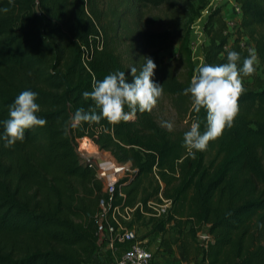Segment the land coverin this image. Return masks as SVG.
<instances>
[{
    "label": "trees",
    "instance_id": "1",
    "mask_svg": "<svg viewBox=\"0 0 264 264\" xmlns=\"http://www.w3.org/2000/svg\"><path fill=\"white\" fill-rule=\"evenodd\" d=\"M236 36L228 44L219 8L202 25L207 42L203 64L227 62V51L249 52L264 74V0H234ZM206 0H0V121L25 90L37 93V117L44 126L25 130L24 140L5 147L0 140V264H86L98 246L94 215L103 183L83 161L75 139L86 137L98 150L128 161L133 174L119 181L113 205L150 212L147 201L170 200L166 217L184 229L181 251L204 264H264V78H241L244 93L231 128L187 155L184 131H168L151 112L129 122L82 123L71 128L77 109L93 102L82 93L94 80L139 71L145 57L156 64L153 82L178 116L199 119L191 109L189 32ZM9 9L4 12L3 9ZM176 43L177 55L164 62L158 52ZM125 111H128L125 107ZM3 125L0 124V134ZM81 146L87 145L83 138ZM120 193L121 195H118ZM206 226L211 242L195 239ZM195 241V243H193Z\"/></svg>",
    "mask_w": 264,
    "mask_h": 264
},
{
    "label": "clouds",
    "instance_id": "2",
    "mask_svg": "<svg viewBox=\"0 0 264 264\" xmlns=\"http://www.w3.org/2000/svg\"><path fill=\"white\" fill-rule=\"evenodd\" d=\"M8 10L3 9L4 12ZM226 51L227 62L218 65L202 63L195 69L189 86L183 90L182 94L191 98L194 113L199 114L201 109L206 111L205 130L201 132V122L197 118L184 133L183 146L189 157H194L195 151L206 150L210 141L232 127L239 113V97L245 91L241 74L251 76L255 72L257 57L254 50H249L242 68L237 65L240 55L235 51ZM144 60L139 71L134 66L129 68L131 82H127L124 71H115L102 80H94L92 90L82 93L83 98L90 99L94 107L88 111L77 109L69 126L78 128L82 123H99L102 119L111 124L129 122L135 119L137 112H151L163 94V87L152 79L156 64L151 58L145 57ZM36 98L37 93L25 90L8 106V118L0 121L3 125L0 140L5 142V147L22 142L26 129L46 124V120L36 115L40 111ZM125 107L128 111H125ZM161 126L168 131L173 129V124L168 121H163Z\"/></svg>",
    "mask_w": 264,
    "mask_h": 264
},
{
    "label": "rangeland",
    "instance_id": "3",
    "mask_svg": "<svg viewBox=\"0 0 264 264\" xmlns=\"http://www.w3.org/2000/svg\"><path fill=\"white\" fill-rule=\"evenodd\" d=\"M214 8H219V14L226 24L228 44H230L236 36L235 31L239 21V9L237 3L234 0H206V4L200 10L199 16L193 20L190 26V59L194 70L203 63L201 47L206 44L207 39L203 32L202 25L209 10ZM240 44L246 48L248 52L250 49L253 50L252 45L245 37H241ZM176 55V43H171L167 48L158 52V56L164 62L171 60L176 57ZM254 67L255 75L264 78V74L261 71V66L257 59ZM241 79L242 83L250 81L249 79ZM151 114L160 126L163 121L171 122L173 124L172 131L186 132L190 129L191 122L189 118L187 116L182 117L176 115L170 107L168 97L166 96H160L158 98L157 104L152 109ZM83 138L87 140V145L85 147L81 146L82 140H84ZM83 138L75 139L76 148L81 159H86L88 158L87 156L92 155L94 158L89 157V159L93 164L98 157L112 159L108 152L98 150L88 138ZM262 163L264 165V156L262 157ZM166 216V213L151 216L148 212L139 211L138 213H135L132 211L128 216L125 215L121 227L131 229L136 239L143 242L146 249L151 252L153 259L158 262H166L170 264H204L198 258H193L191 251H188V255L183 254L180 242L184 239L183 233L185 227L180 228L174 220H168ZM200 230L205 231L206 226L200 227ZM193 243H195V241H193ZM118 250L120 249L118 248ZM112 257L113 254H110L107 249V244L102 240L98 243L93 259L86 264H111Z\"/></svg>",
    "mask_w": 264,
    "mask_h": 264
},
{
    "label": "built area",
    "instance_id": "4",
    "mask_svg": "<svg viewBox=\"0 0 264 264\" xmlns=\"http://www.w3.org/2000/svg\"><path fill=\"white\" fill-rule=\"evenodd\" d=\"M87 157L82 160L90 162L94 168V177L103 183L102 194L97 203L98 209L94 215V223L98 243L102 240L105 241L110 254H113L111 264H170L153 259L151 252L146 249L143 242L136 239L133 231L121 227L125 215L128 216L137 204L133 207L122 208L112 204L119 181L130 177L135 169L128 161L118 162L113 158L98 157L93 164L89 157H94L92 155ZM118 195L120 194L118 193ZM158 198V203L150 200L146 202V205L151 209L148 212L151 216L166 213L170 206L169 199L162 198L159 194ZM196 241L198 246L204 248L208 242H211V236L206 231L199 230L196 232Z\"/></svg>",
    "mask_w": 264,
    "mask_h": 264
},
{
    "label": "crops",
    "instance_id": "5",
    "mask_svg": "<svg viewBox=\"0 0 264 264\" xmlns=\"http://www.w3.org/2000/svg\"><path fill=\"white\" fill-rule=\"evenodd\" d=\"M120 194V193H119ZM121 195V194H120Z\"/></svg>",
    "mask_w": 264,
    "mask_h": 264
}]
</instances>
